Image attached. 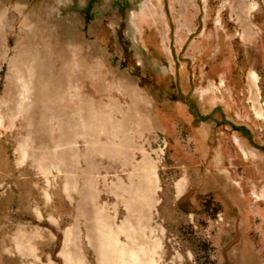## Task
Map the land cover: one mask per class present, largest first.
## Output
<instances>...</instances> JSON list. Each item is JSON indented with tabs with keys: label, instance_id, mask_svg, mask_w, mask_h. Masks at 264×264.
I'll return each mask as SVG.
<instances>
[{
	"label": "rangeland",
	"instance_id": "1",
	"mask_svg": "<svg viewBox=\"0 0 264 264\" xmlns=\"http://www.w3.org/2000/svg\"><path fill=\"white\" fill-rule=\"evenodd\" d=\"M0 264H264V0H0Z\"/></svg>",
	"mask_w": 264,
	"mask_h": 264
}]
</instances>
